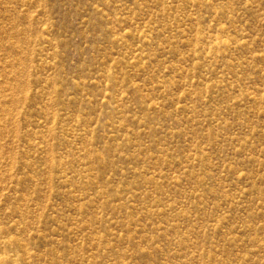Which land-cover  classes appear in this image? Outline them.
Listing matches in <instances>:
<instances>
[{"label":"rangeland","instance_id":"obj_1","mask_svg":"<svg viewBox=\"0 0 264 264\" xmlns=\"http://www.w3.org/2000/svg\"><path fill=\"white\" fill-rule=\"evenodd\" d=\"M0 264H264V0H0Z\"/></svg>","mask_w":264,"mask_h":264}]
</instances>
